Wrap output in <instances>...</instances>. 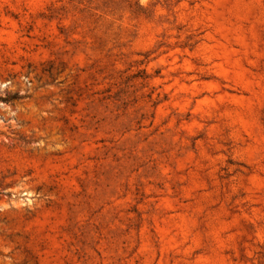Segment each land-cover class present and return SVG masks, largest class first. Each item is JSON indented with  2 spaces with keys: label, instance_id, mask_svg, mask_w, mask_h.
<instances>
[{
  "label": "rangeland",
  "instance_id": "374dc122",
  "mask_svg": "<svg viewBox=\"0 0 264 264\" xmlns=\"http://www.w3.org/2000/svg\"><path fill=\"white\" fill-rule=\"evenodd\" d=\"M0 264H264V0H0Z\"/></svg>",
  "mask_w": 264,
  "mask_h": 264
}]
</instances>
